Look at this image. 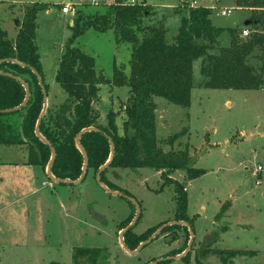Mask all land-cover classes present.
I'll return each instance as SVG.
<instances>
[{"label":"rangeland","instance_id":"1","mask_svg":"<svg viewBox=\"0 0 264 264\" xmlns=\"http://www.w3.org/2000/svg\"><path fill=\"white\" fill-rule=\"evenodd\" d=\"M30 2L48 4L51 12L37 15L35 33L48 96L47 109L50 110L67 99L55 82V75L77 14L91 16L102 13L113 0H102L95 6H88V0H0V28L7 33L9 40H15L23 17L22 10L31 5L28 4ZM134 2L151 7L143 23L150 27H164L167 44L173 43L180 21L189 8L201 6L211 9L212 24L226 30L241 31L251 14L250 9L238 8L235 0ZM62 5L71 6L69 15L61 14ZM228 8H232L231 15L221 18L218 12ZM255 11L264 12V8ZM15 21L18 26H15ZM229 41L225 31L219 36L217 47H227ZM74 45L94 59L95 70L101 72L105 79L111 80L115 66H123L125 75L129 74L130 46L116 44L112 31L96 33L88 30ZM257 55L253 52L248 58L250 66H258ZM201 66L202 59L193 63L191 109L184 110L163 99H153L158 145L164 152L183 150L187 146L189 156L198 158L194 167L205 172L195 180L185 179L182 171L169 176L170 180L185 186L186 214L192 221L194 236L186 255L190 233L184 228L164 231L138 254L131 256L128 253L136 251L144 243L141 240L147 230L154 228L155 234L164 224L174 223L173 186L161 187L163 181L156 171L109 168L104 174V179L129 194L138 207L137 223L132 233L140 237V243L133 251L127 249L126 252L119 242V226L131 215L130 223L134 221L136 209L130 202L107 194L96 184L92 171H88L85 180L77 186L57 185L44 174L46 167L42 170L27 165L26 146L0 145V264H72L71 258L77 248L105 249L108 264H151L182 255H188L191 263H196L197 259L203 264H221L219 253L226 251L204 246L203 236L212 229L216 204L246 192L253 194L254 204L246 218L251 228L223 237L220 248L257 254L253 257L245 253L232 259L230 264H264V173L260 186H256L253 180L257 165L264 166V88L258 91L203 89ZM127 98L126 88L101 86L99 102L94 104L98 122L102 125L106 123L105 116L109 111L119 114L116 118L119 135H122L121 106ZM184 129L187 130L186 135L173 145L163 143ZM228 206V203L224 204L225 212L219 214L217 222ZM204 249L212 250V253L200 255ZM209 255L213 256L208 258ZM162 264L184 263L173 260Z\"/></svg>","mask_w":264,"mask_h":264},{"label":"trees","instance_id":"2","mask_svg":"<svg viewBox=\"0 0 264 264\" xmlns=\"http://www.w3.org/2000/svg\"><path fill=\"white\" fill-rule=\"evenodd\" d=\"M235 4L238 8L251 10L246 20L249 25L243 28L249 31L247 37H242L243 29L216 28L210 19L211 9L198 6L189 8L187 15L181 19L172 44L165 41L164 27L144 25L143 21L151 10L145 3L131 4L127 0H113L102 13L91 16L78 13L70 27L71 36L64 45L55 75V82L67 96L66 102L54 109H47L39 127L42 139L55 153L51 175L55 179L72 182L80 178L84 158L75 144V138L82 130L92 128L93 131L84 133L79 139L80 149L86 158V175L88 171L97 174L110 159V147H113L112 160L100 175V182L106 190L122 195L123 199V196L131 198L117 185L104 179L109 168H147L156 171L163 181L161 187L173 186L174 223L187 225L166 226L162 232L184 228L193 234L192 221L186 214L185 186L170 180L169 176L182 171L185 179L195 180L205 172L194 167L198 158L189 156L187 146L183 150L164 152L158 145L155 137L156 105L153 99L160 98L188 110L193 88V63L199 59H202L200 75L204 78L205 89L258 91L264 88V12L255 11L264 8V0H235ZM48 7V4L33 3L23 8V17L14 41L9 40L7 33L0 28V61H3L0 63V72L23 81L30 91L28 103L23 109L0 114V121L6 120L0 123V145L26 146L27 165L42 170L47 167L51 155L48 146L34 134L43 107V95L39 81L30 68L37 72L47 94L35 33L36 17L38 13L49 10ZM88 30L96 33L112 31L116 44L126 43L130 46L128 75H125L123 66L114 67L111 80L105 79L101 72L95 70L94 59L74 45ZM225 31L230 37L229 45L218 48V38ZM215 50L216 54H211ZM253 52L258 53L257 67L247 62ZM101 86L110 89L126 88L128 91L127 101L121 106L122 135H119L116 126L119 114L109 111L105 116L106 123L102 125L98 122L99 115L94 104L99 102ZM24 98V89L18 82L0 76V111L19 107ZM186 131L184 129L170 136L163 143L173 145L186 135ZM223 206L216 221L219 214L225 212ZM131 219L132 215L124 220L119 231L129 226ZM136 223L137 220L123 234L126 250L133 251L140 243V237L132 233ZM153 235L154 228L149 229L141 241L145 242ZM217 237L218 232L210 234L203 240L204 246H211ZM207 251L204 249L199 254L205 256L212 253V250ZM245 253L255 255V252L226 251L219 253L220 262L230 264L232 259ZM187 257H182L180 261L184 264H203L197 259L196 263H191ZM71 259L72 264H108L105 249L77 248ZM166 262L171 260L157 264Z\"/></svg>","mask_w":264,"mask_h":264},{"label":"water","instance_id":"3","mask_svg":"<svg viewBox=\"0 0 264 264\" xmlns=\"http://www.w3.org/2000/svg\"><path fill=\"white\" fill-rule=\"evenodd\" d=\"M248 25H249V21H245L244 24H243L244 27H247ZM15 26H18V22H17V21H15ZM2 62H3V61H0V63H2ZM8 62L15 63V61H13V60H9ZM22 67H24V65H22ZM30 70H31V72L36 76V78L38 79V81H39V86H40V88H41V92H42V95H43V107H42L41 114H40V116H39V118H38V120H37V124H36V126H35V130H34V134H35V136H36V137H37V138H38L43 144H45V145L48 146L49 151H50V155H51V157H50V160H49L48 165H47V167H46L45 174H46L47 178H48L50 181H52L53 183H55V184H57V185H61V186H73V185H79V184H81V183L83 182V180H84L85 177H86V168H87V167H86V158H85V155L83 154V152L81 151L80 146H79V139H80L81 135H83V134L86 133V132L93 131L94 129H92V128L84 129V130H82V131L76 136V138H75V144H76L77 148L80 150V152L82 153L83 158H84V164H83L82 174H81L80 178H79L78 180H76V181H73V182H72V181H69V180H58V179H55V178L51 175V168H52V164H53L54 159H55V153H54V150L52 149V147H51V146H50V145H49L44 139H42V137H41V135H40V131H39V127H40L41 121H42V119H43V117H44V115H45V113H46V110H47V94H46V91H45L44 86L42 85V83H41L40 80H39V77H38L37 72H36L34 69H32V68H30ZM0 76H2V77H6V78H10V79H12V80L18 82V83L23 87L24 92H25V98H24V101H23V103H22L19 107L14 108V109H12V110L0 111V114L5 115V114H9V113H13V112H18V111H20L21 109H23V108L27 105L28 100H29V97H30V91H29L28 86H27L23 81L19 80L18 78L14 77V76H12V75H10V74H4V73H1V72H0ZM108 142H109V144H111V140H110V139H108ZM113 155H114V149H113V147H110V159L108 160V162H107L106 164H104V165L98 170L97 174L95 175V182H96V184H98L101 188H103L107 194L114 195V196H117V197H121L122 195H120V194H118V193H110L108 190H106V188H105V187L101 184V182H100V175H101V173H102L104 170L107 169L109 163H110L111 160H112ZM123 197H124L126 200H128L129 202H131L132 205L135 206V209H136V216H135V218H134V221H133L129 226H127L124 230H122V231L120 232V234H119V242H120V244L123 246V249H124L126 252H128V251L124 248V245H123V234H124L128 229H130V228L133 226V224L135 223V221H136L137 218H138L139 211H138L137 204H136L134 201H132V200H131L130 198H128V197H125V196H123ZM171 225L186 226V227H187V225L184 224V223H169V224H166L165 226L161 227V228H160V229H159V230H158L153 236H151V237H150L149 239H147L144 243H142V244L137 248L136 251H134V252H128V253H129L131 256H134V255L138 254V253H139L144 247H146L147 245H149V244H150L155 238H157V237L159 236V234L162 232V230L164 229V227H166V226H171ZM193 239H194V236H193V234L190 232V243H189V246H188L186 252L184 253V255H186V254L189 252L190 247H191V244H192V242H193ZM184 255H182V256H180V257H178V258L160 259V260H157V261H155V262H153V263H151V264H157V263H159V262H161V261H167V260H171V261H173V260H180L182 257H184Z\"/></svg>","mask_w":264,"mask_h":264},{"label":"crops","instance_id":"4","mask_svg":"<svg viewBox=\"0 0 264 264\" xmlns=\"http://www.w3.org/2000/svg\"><path fill=\"white\" fill-rule=\"evenodd\" d=\"M32 3L33 2H30L28 4H32ZM49 10H50V8H49ZM49 10L44 11V12L51 13ZM36 19H37V17H36ZM193 89L194 88H192V90ZM203 89H205V88H203ZM192 90L190 93V107H189V109H191V106H192V102H191L192 93H193ZM47 99H48V96H47ZM197 162H198V160H197ZM112 177H114V174H112ZM260 178H261V182H263L262 176ZM75 186H77V185H75ZM246 193H244L243 195H241L239 197H232L230 200H224V201L218 202L216 204L217 212L213 216V221L211 223L212 229L210 232H205V235L203 236V240H204L206 237L210 236V234H212L214 232H218L217 239L211 245L212 248L217 247L220 250L230 251L227 249H221L220 248V246H221L220 243H221V240L223 239V237L227 236L231 232H234V233L244 232V231L251 228V226L249 225V222L246 220V218L248 215V213H247L248 210L251 208V206H253L252 204H254L253 194L250 195V194H246ZM262 196L264 197V193L262 194ZM226 203H228V205H229L228 209H227L226 213L224 214V216L219 220V222H217L215 218H216L218 212L220 211L222 205H224ZM240 212H244V215H240ZM203 240H202V243H203ZM242 251H245V250H242ZM246 252H254V251H246ZM256 255H254L253 257H255ZM210 256H213V255H209L208 258Z\"/></svg>","mask_w":264,"mask_h":264},{"label":"built area","instance_id":"5","mask_svg":"<svg viewBox=\"0 0 264 264\" xmlns=\"http://www.w3.org/2000/svg\"><path fill=\"white\" fill-rule=\"evenodd\" d=\"M101 1L102 0H88L87 4H88V6H95V5H98L99 3H102ZM129 2L131 4H135L134 0H130ZM70 7H71L70 5H62V7L60 8L61 14L62 15H69L71 12ZM231 12H232V8L223 9V10H220L218 12V15L221 18H226V17L231 15ZM241 35H242V37H247L249 35V31L246 29H243L241 31ZM263 173H264V166L263 165H257V167L253 173V180H254V183L256 186L260 185V181H261L260 177L262 176Z\"/></svg>","mask_w":264,"mask_h":264}]
</instances>
